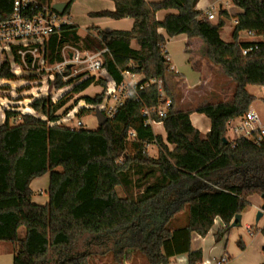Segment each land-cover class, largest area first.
<instances>
[{"label":"trees","instance_id":"obj_1","mask_svg":"<svg viewBox=\"0 0 264 264\" xmlns=\"http://www.w3.org/2000/svg\"><path fill=\"white\" fill-rule=\"evenodd\" d=\"M13 1L0 0V21ZM74 1L65 3L61 16L70 14ZM110 1L114 11L91 15L131 19L129 31L104 33L89 27L80 37L77 26L64 24L48 36L45 59L49 66L61 63L65 46L106 50L104 69L114 83L125 71L141 75L116 114L96 130L57 124L73 109L74 105L58 114L71 96L90 86L104 89L106 80L76 76L64 83L56 75L55 90L71 86L70 90L55 102L48 96L36 99V115L6 112L0 125V242L13 246L12 264H89L107 254L115 264L130 262L135 254L147 264H169L177 256H186L187 264H200L202 252L190 247L192 234L204 238L219 218L224 228L214 239L220 242L234 217L249 206L248 199L264 195V137L258 145L244 137L232 142L226 137L227 123L242 117L254 101L246 87L264 86V0H231L242 13L236 17L230 43L220 38L227 12L220 10L214 25L196 9L199 0ZM34 2L36 10L52 5V0ZM162 10L176 14L157 21L155 15ZM242 32L262 40L240 43ZM179 35L200 39L205 57L234 83L230 100L194 111L210 121L205 137L191 125L193 111L176 110L172 78L179 75L171 71L165 45ZM133 41L138 50L131 48ZM252 46L256 49L240 54ZM69 74L66 69L64 76ZM0 78L13 80L6 66ZM153 80L161 82L162 91L150 83ZM102 96L82 100L95 106ZM166 100L170 105L164 117L143 115L144 108L160 107ZM85 108L76 116L86 115L90 109ZM13 117H19L15 125L9 121ZM149 120L162 123L172 150L154 134ZM151 144L158 148L155 158L147 154ZM45 174L48 202L40 206L31 201L29 185ZM21 227L23 238L18 236ZM260 233L264 238V226ZM237 245L244 249L240 239Z\"/></svg>","mask_w":264,"mask_h":264},{"label":"built area","instance_id":"obj_2","mask_svg":"<svg viewBox=\"0 0 264 264\" xmlns=\"http://www.w3.org/2000/svg\"><path fill=\"white\" fill-rule=\"evenodd\" d=\"M34 4V0H14L10 13L0 21V70L2 67L6 66L13 77V80L0 78V81H16L18 77L14 75L13 71L17 69L24 74L22 80L29 83L26 88L17 89V93L20 94L24 91L33 89L37 90L34 96L28 97L30 100L29 104H31L30 109L28 108L29 104L20 105L19 102L23 100L22 97L12 99L11 97L4 96L5 99H8L12 104L7 106L0 105V125L6 121V112L16 111L20 113V115H24L30 113V111H27V109H29L31 110V114H33L35 112L32 109V103L36 99L49 96L44 95L47 93L53 95L54 91L58 93L59 90H55L54 88L56 75L62 76L61 78L64 83H66L71 76H81V79L94 77L96 79L106 80V87L103 89L104 95L102 96L101 102L95 105V112L102 113L106 119L112 118L123 101L134 93L133 89L137 84L135 80L136 75L128 71L122 72L121 81L119 83H114L108 78L104 69L102 55L106 50L92 52L72 46H65L62 49L63 60L61 63H57L53 66L47 65L45 48L48 36L58 30L61 25L70 24V20L68 16H61L60 13L53 10L52 5L36 10ZM205 18L208 21L215 19L211 13H207ZM235 24H237V22H235ZM67 49L69 51L65 54ZM255 49L256 46L242 49L240 54L245 56ZM66 69L70 73L68 76H64V71ZM48 70L49 72L45 73V71ZM150 83H156L158 90L162 91L160 81L153 80ZM44 86L47 89L45 91H40ZM0 90L7 91L9 90V86L0 87ZM57 100L58 99H53V102ZM169 105L170 101L166 100L160 107L144 108L142 113L148 118L151 113H156L159 118H162L165 116ZM20 110L25 111L21 112ZM76 113L74 115H65L66 117L64 116L57 124L63 125L64 123L72 122L75 119ZM15 118L16 117H13L14 124L12 125L18 123V120ZM148 124L151 126L153 132H156V128L162 129L161 122L149 120ZM227 124L230 125V129L237 138L244 137L253 140V142L258 145L264 137V127L261 125L260 119L255 112H246L240 118L238 124L232 125L231 121ZM80 127H83V124L77 121L72 128ZM254 133H256L255 137L253 136ZM130 136L134 138L133 133H131ZM220 262H224V259Z\"/></svg>","mask_w":264,"mask_h":264},{"label":"crops","instance_id":"obj_3","mask_svg":"<svg viewBox=\"0 0 264 264\" xmlns=\"http://www.w3.org/2000/svg\"><path fill=\"white\" fill-rule=\"evenodd\" d=\"M67 1L68 0H65L63 3H66ZM145 1L148 3H155V2H160L162 0H145ZM223 1L224 0H199L196 5V9L200 11L203 15H206L207 13H211L215 19L210 22L214 25L219 20V11L220 10L226 11L228 14V18L223 20L225 24H224V27L220 31V38L223 42L230 43L232 42L231 34H232L234 26L236 25L235 22H237L236 17L239 14H241L242 11L234 5H233L234 7L230 8L229 4H225ZM53 4L55 3L52 1V5ZM102 11H109V12L114 11L113 2L110 0H75L71 6L70 14L68 15V18L70 20L69 23L78 27V35H79L80 29H84L85 34H86L87 29L89 27H97L100 31L104 33H109L111 31H129L132 28L133 21L128 18L121 19V20H112L109 18L93 17L91 15V14L102 12ZM169 14H176V11L174 10L159 11L155 15L156 20L162 21L165 18V16ZM104 25L107 27L109 26L110 27L109 30H104L103 29ZM158 33L166 37L165 32L162 29H159ZM79 36L83 37L81 35ZM176 38H179V40L184 42V50H182L181 59H183V55H184L187 65L192 69L191 71L194 74H196V76L198 77V81L195 85L188 84L187 82L188 80L185 79V75L182 72L183 70L182 71L180 70L183 67L178 66L182 64H175L176 62H174V59H176L177 61L176 55H172L170 51L168 50L169 41L174 40ZM261 40L262 38L249 35L246 32H245V35L241 38L239 35L240 43H256ZM202 46L204 45L200 39L198 38L188 39L185 35H179V36L170 38L168 39L165 45V52L167 54L169 63L171 65V71L179 75V78H175L179 85L173 84L172 86H173V89H175L176 87L179 88L180 97L182 96V94L184 95L188 94L187 89H191L194 86H197L199 84L201 85V82L206 80L204 79V77H208L207 76L208 70H209L208 65L215 67L212 63H210L207 60V58L203 54ZM131 48L134 50L139 49L136 41H133L131 43ZM203 65L205 66L204 70L202 69ZM207 68L208 70L206 71ZM142 78L143 77L141 75H136L135 80L138 83L142 80ZM94 88L98 89L100 87L90 86L88 89H86L82 93L87 94L89 90H92ZM232 88L234 90V87ZM248 88L249 86L246 87L247 92L256 99L255 95L251 94L248 91ZM260 88L263 92L264 91L263 87H260ZM216 89H217L216 92L220 91L218 87ZM231 96H233V91H232ZM84 97H87V95H84ZM261 100L264 103V97H262ZM252 107H254L253 104H251L248 111L254 112L252 110ZM178 110H182V109H178ZM195 110H193L192 114L189 117L191 125L193 128H195L196 130L200 132L202 137H205V135L209 132V129H210V121L205 116L194 112ZM260 112L261 111L259 110L258 114H260ZM240 118H237L231 121L232 125L238 124ZM260 122H261V125L264 127V121L260 120ZM155 135L161 136L164 143L169 148V150H172V146L166 143V132L163 126H162V130L158 131ZM229 136L233 138L231 140L228 139V141L230 142L234 141V139L235 140L238 139L235 136L234 132L230 129V125L227 124L226 137L228 138ZM152 145H155V144H152ZM48 187H49V174H45L39 178L32 180L29 185V188L32 192L31 201L36 205L44 206L48 202V195H47ZM262 204H263L262 198H261V201L255 202L253 204L249 202L250 208H254L255 210H260ZM244 212L245 211L239 214L241 217L239 225L235 227L230 226V230L223 236L221 241L218 243L215 242L214 235L219 230H222L224 228V224L219 218H216L214 220L212 228L210 229V231L207 233V235L204 238L200 237L196 233L192 234L190 247L192 251L200 250L202 252L201 253L202 261L200 264H219V263L220 264H262L264 263V255L263 253H260V251H262V247L264 246V238L262 234L260 233V229L264 226V224L261 226H258L259 221L258 222L255 221L256 231H254L253 226L249 224H245V226L242 228L241 221L244 218ZM234 230L245 232L248 237L247 241L249 244L246 245V242L242 240V234H240L238 235V239L236 241L240 239L244 244V249L240 250V252L234 249L233 252L228 253L226 250L227 243H228V237L230 233ZM18 236H19V230H18ZM24 236H25V233H24ZM24 236L22 237L19 236V238H23ZM223 240H225V242H222ZM6 244H9V245H6ZM4 246L6 247L8 246L7 247L8 249ZM1 253H9L13 255V246L10 243L0 242V254ZM223 259H224V262H220ZM123 264H147V262L141 255L135 254L132 257L130 262H124ZM169 264H187L186 256H177V257L171 258Z\"/></svg>","mask_w":264,"mask_h":264},{"label":"rangeland","instance_id":"obj_4","mask_svg":"<svg viewBox=\"0 0 264 264\" xmlns=\"http://www.w3.org/2000/svg\"><path fill=\"white\" fill-rule=\"evenodd\" d=\"M52 1L54 3H63L65 0H52ZM223 2L225 4H229L230 8L234 7L231 0H224ZM109 28H110L109 26L108 27L105 25L103 26L104 30H109ZM84 34H85L84 29H80L79 35L83 36ZM244 35H245V32L241 33L240 38L243 37ZM202 49H203V54L205 55V46H202ZM168 50L170 51V53L172 55H176L177 61H176V59H174V62H176L175 64H182V65H178V66L183 67L180 70L181 71L183 70L182 72L185 75V79L188 80L187 81L188 84H191V85L194 84L195 85L198 81V77L196 76V74H194L191 71L192 69L187 65L186 59L184 58V55H183V59H181L182 58V56H181L182 50H184V42L179 40V38L171 40L168 43ZM68 51L69 50L67 49V51H65V54ZM204 67L205 66L203 65L202 66L203 70H204ZM208 67H209V70H208V68L206 69V71L208 70V74H207L208 77H204V79H206V80L201 82V85L199 84L197 86H194L191 89H187V91H188L187 95L182 94V96L180 97L179 88L176 87L174 89V93L176 95V98H175L176 110L182 109L184 111H193V110H195L201 106L207 105V104H215L218 102H224V101H228L231 99V97H232L231 95H232V91H233L232 87H234V83L223 74V72L221 71V69L219 67H217V66L212 67L209 65H208ZM48 72H49V70L45 71V73H48ZM13 73L16 77H18L16 81H0V87L9 86V90H7V91L0 90V105H3V106L6 105L7 106V105L12 104L11 102H9L8 99H5L4 96L11 97L12 99H17L18 97H22L23 100L21 102H19L20 105H28L30 103V100L28 97L34 96V94L37 90H35V89L27 90V91H24V92L18 94L17 89L26 88L29 85V83L22 80V77L24 76V74H22L17 69H14ZM25 76H27V75H25ZM71 78L73 79L74 77L71 76ZM172 84L179 85L175 78H172ZM217 87L220 89V91H218V92H216ZM70 88H71V86H66V87L62 88L61 90H59L58 93H55V91H54L53 95L49 94V93L44 94V95H49L48 97H50V99L53 101V99H59L64 93H66L68 90H70ZM46 89L47 88L44 86L42 89H40V91H45ZM248 91L251 94H254L256 97V99L254 98V101L252 103L254 105V107H252V110L257 115H259L260 120L264 121V103L261 100L262 97H264V91L262 92V90L259 86H249ZM101 93L103 94L102 88H98V89L94 88L92 90H89V92H87V94L81 93V94H75V95L71 96L70 97L71 99L67 102V104L64 106V108H62L61 110L58 111V114H62L66 109H68L69 107H72L73 105H74L73 109L69 110L66 115H74L80 107H82V108L86 107L87 109H90V110L88 111V113L86 115H83L80 117L75 116V119L72 122H70V123L67 122V123H64L63 125H66V126L72 128L75 126V123L77 121H80L83 124V129H85V130H96L98 128V122H97L96 112H95L96 107L95 106H87L86 103L82 100V98L84 97V95H87L89 97H94L95 95L101 94ZM30 105L31 104L28 105L29 109H30ZM29 109H27V111H30V113H31V110H29ZM259 110L261 111L260 114H258ZM20 111L24 112L25 110H23V111L20 110ZM33 115H36V114L33 113ZM15 119L19 121L18 117H16ZM13 121H14L13 118H11L10 119L11 125L14 124ZM154 133L156 134L157 132H154ZM226 135H227V133H226ZM227 139L231 140L233 138L229 136ZM157 153H158V149L155 145L151 144L147 147V154L150 157L154 158L157 155ZM117 193L119 196L123 197V193L119 188H117ZM258 201H261V197L258 195H253V196H251V198H249V202L251 204L258 202ZM244 211H245L244 212V218L241 221L242 228L245 226V224H249V225L253 226L254 231H256L255 218H256V215L259 212V210H255L254 208H250V205H249ZM263 224H264V214H263V217L259 220L258 226H261ZM24 233H25V229H24V227H21L19 229V236L20 237L24 236ZM240 234H242V240L244 242H246V245L249 244L247 241L248 237H247L245 232L234 230L230 233V235L228 237V243H227V249H226L228 253L233 252L234 249H236L237 251L240 252V249L236 243L237 242L236 240L238 239V235H240ZM222 242H225V240H223ZM6 245H9V244H6ZM4 247H6V246H4ZM260 253H262V251H260ZM0 264H12V255L9 253H1L0 254ZM89 264H115V263H113L112 256L110 254H107L106 256L96 257V258L90 260Z\"/></svg>","mask_w":264,"mask_h":264},{"label":"water","instance_id":"obj_5","mask_svg":"<svg viewBox=\"0 0 264 264\" xmlns=\"http://www.w3.org/2000/svg\"><path fill=\"white\" fill-rule=\"evenodd\" d=\"M52 8H53V10H55L56 12L61 14L65 8V3H55L52 5ZM49 90H50V87H49ZM41 116H42V114L39 113L38 117H41ZM96 118H97V122H98V127H101L107 120L106 117L102 113L97 112V111H96ZM260 197L263 199V204L261 205V208L256 215V218H255L256 222L259 221V219L262 217V215L264 213V195H261ZM240 219H241L240 215L239 214L236 215L234 217L233 221L231 222L230 226L235 227V226L239 225Z\"/></svg>","mask_w":264,"mask_h":264},{"label":"bare ground","instance_id":"obj_6","mask_svg":"<svg viewBox=\"0 0 264 264\" xmlns=\"http://www.w3.org/2000/svg\"><path fill=\"white\" fill-rule=\"evenodd\" d=\"M158 130L161 131V128H156V132H158Z\"/></svg>","mask_w":264,"mask_h":264}]
</instances>
